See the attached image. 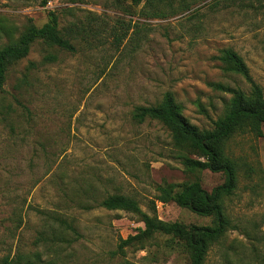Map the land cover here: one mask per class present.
<instances>
[{
    "label": "rangeland",
    "instance_id": "374dc122",
    "mask_svg": "<svg viewBox=\"0 0 264 264\" xmlns=\"http://www.w3.org/2000/svg\"><path fill=\"white\" fill-rule=\"evenodd\" d=\"M42 1L0 0V25L12 27L13 38L54 11L59 31L74 46L68 51L36 40L7 69L0 92V264L34 250L56 264H189L184 241L160 232L142 248L130 245L112 256L119 239L144 224L137 212L98 203L121 193L158 219L212 224L211 216L160 201L157 186L197 179L211 191L224 174L185 171L169 129L132 114L169 91L190 123L211 128L231 89L249 92L251 86L221 69L223 48L242 57L264 91V0H219L213 8V0H161L180 7L165 18L140 17L141 5L130 7V0ZM130 19L137 22L131 29ZM8 42L0 28V47ZM130 45L136 46L132 53ZM47 53L55 60L44 61ZM226 154L239 166L236 187L223 198L231 226L203 263L264 264V125L260 136H232ZM55 214L75 228L58 227L70 241H37L50 233Z\"/></svg>",
    "mask_w": 264,
    "mask_h": 264
},
{
    "label": "trees",
    "instance_id": "16d2710c",
    "mask_svg": "<svg viewBox=\"0 0 264 264\" xmlns=\"http://www.w3.org/2000/svg\"><path fill=\"white\" fill-rule=\"evenodd\" d=\"M46 2L47 0L42 1L43 4ZM218 2L219 0H213L208 6L213 8ZM161 3V0H130V7L141 5L137 14L143 18H165L175 14L180 8H173L170 3ZM184 8L187 10L190 8V4L185 3ZM130 14H132L131 11ZM49 15L47 22L41 26L29 24L17 38L12 37V27L0 25L9 39L7 44L0 47V92L4 88L8 67L24 58L29 53L31 44L36 40H43L51 46L74 51L71 41L59 31L57 15L54 11H49ZM135 26H137V22L132 23L130 19V29ZM135 45H130L131 53L136 48L137 45ZM217 58L224 72L242 75L251 83V86L249 92L231 89L233 93L229 98L226 110L213 121L211 128L199 129L190 123L183 115L182 105L169 91L156 104L135 106L132 114V117L138 122L147 118L155 119L169 129L172 145L177 150L185 171L192 173L208 169L224 174V181L213 187L211 191L205 190L197 179L186 181L182 185L166 183L157 186L159 191L157 198L160 201L173 200L179 206L188 208L198 215L211 216L212 224L184 225L176 221H164L142 211L133 198L121 193L110 194L99 201L98 205L111 210L121 209L137 212L144 224L142 228H138L136 233L120 238L116 248L110 252L112 256L123 255L125 249L130 245L140 244L139 248H142L146 239L154 233L160 232L176 236L184 241L190 259L189 264H204L210 246L218 242L231 226L223 209V198L230 195L235 189L239 166L233 158L226 154V143L237 133L262 135L264 91L252 80L244 60L233 49L223 48ZM43 60L50 62L55 60V57L47 53ZM30 65L33 66V63ZM213 86L219 90H230L228 86L221 83H216ZM177 187L179 190L175 191ZM85 208L90 207L87 205ZM51 218L54 224H47L51 228L50 233L48 235L41 233L36 240L49 241L53 244L68 243L70 239L66 238L58 230V227L63 226L73 232L75 228L58 214L51 215ZM1 264H56V261L45 257V253L34 250L29 253L17 252L12 257H3Z\"/></svg>",
    "mask_w": 264,
    "mask_h": 264
}]
</instances>
